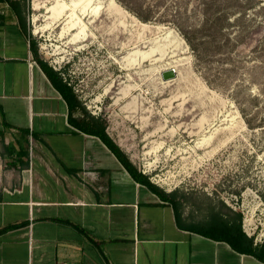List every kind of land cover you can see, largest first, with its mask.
<instances>
[{
	"label": "rangeland",
	"instance_id": "1",
	"mask_svg": "<svg viewBox=\"0 0 264 264\" xmlns=\"http://www.w3.org/2000/svg\"><path fill=\"white\" fill-rule=\"evenodd\" d=\"M64 3L69 10L58 9L61 18L53 30L36 36L35 26L46 23L45 10L34 11V0H21L38 58L65 79L87 116L103 122L141 174L175 193L182 212L203 217L216 208L229 216L230 209L259 235L264 0L59 2ZM112 4L121 11L110 10ZM96 7L103 9L96 19L82 15ZM10 11L0 1V15ZM73 23L78 25L71 35H79L69 45V36L57 35ZM170 69L176 78L165 81L162 75Z\"/></svg>",
	"mask_w": 264,
	"mask_h": 264
},
{
	"label": "crops",
	"instance_id": "2",
	"mask_svg": "<svg viewBox=\"0 0 264 264\" xmlns=\"http://www.w3.org/2000/svg\"><path fill=\"white\" fill-rule=\"evenodd\" d=\"M10 12L0 25V264H264V229L256 236L243 220L253 243L241 253L211 230L221 211L197 217L175 200L176 212L134 180L85 131L78 97L50 81Z\"/></svg>",
	"mask_w": 264,
	"mask_h": 264
},
{
	"label": "trees",
	"instance_id": "3",
	"mask_svg": "<svg viewBox=\"0 0 264 264\" xmlns=\"http://www.w3.org/2000/svg\"><path fill=\"white\" fill-rule=\"evenodd\" d=\"M3 1V0H0ZM6 3H8L17 23L20 28V30L27 34V24H26V13L28 12V9L23 7L21 4V0H4ZM3 17L0 15V25L2 24ZM29 47L30 51L38 63V65L41 67V69L44 71L46 76L50 79V81L56 86L60 87L62 85L63 79L60 77V75L55 73L51 67H48V64L37 56V45L36 43L31 39L29 40ZM52 72L54 75H52ZM55 79V80H54ZM63 86L66 87V83H63ZM70 92H73L71 87H68ZM89 117V116H88ZM85 131L88 132L91 135L97 136L100 138V140L107 146L108 149L116 156V158L120 161V163L125 167L127 172L130 174V176L138 181L141 182L143 185H145L147 188H149L151 191L155 192L161 200L167 201L168 199H171L173 202L174 208L177 212V206L174 199L175 193H169L167 195L164 191L156 187L154 184H152L148 177L141 174L135 166L129 161L127 156L120 150V148L108 137L106 133V128L103 122L94 117H89V121L87 123L83 124ZM229 212L232 213V224L230 223V216H226L221 220V223H217V225L211 226V230H217V232L223 236V240L227 241L232 247H234L239 252H250V248L252 246L253 240L252 238H247V236L242 232V214L239 212H233L229 209ZM218 214L219 212L216 211ZM237 222V223H236Z\"/></svg>",
	"mask_w": 264,
	"mask_h": 264
},
{
	"label": "bare ground",
	"instance_id": "4",
	"mask_svg": "<svg viewBox=\"0 0 264 264\" xmlns=\"http://www.w3.org/2000/svg\"><path fill=\"white\" fill-rule=\"evenodd\" d=\"M38 1V0H34V4H33V10L34 11H40L41 9H44L45 12H44V16H43V19H44V22H46L44 25H41V26H35L34 30H33V35H36V36H40V35H43L44 33H46L47 31L49 30H53L52 28V25L55 24L61 17H60V13L58 12V9L61 8L63 11H68L69 10V7L67 5H65V3L63 5L59 4V2H61V0H55L57 2V4L53 5V6H45L44 7H38V5L35 4V2ZM89 1V0H88ZM54 2V0H53ZM42 5V4H41ZM40 6V5H39ZM114 9V12H119L121 11V9L115 5V4H112L111 7H110V10H113ZM103 9L100 8V7H96L94 8L93 10H87L86 12H84L82 15H87V16H91V18H97L99 17V13L100 11H102ZM62 12V11H61ZM37 17V16H36ZM38 19L40 17H37ZM36 18V19H37ZM69 18V17H68ZM42 19V20H43ZM76 20V19H75ZM80 21H81V18H80ZM74 22V21H73ZM78 24H80L78 22ZM77 23H73L71 25H69L68 29L66 30H63L62 32H60L57 36V38L59 40L61 39H64L66 38L67 36H69L67 39V44L71 45V44H75L76 43V39L78 37L79 34L75 35V36H72L71 34L77 29ZM84 25V24H83ZM82 26V25H81ZM80 28V27H79ZM78 28V29H79ZM65 29V28H64ZM82 36V35H81ZM71 37V38H70ZM80 37V36H79ZM80 39V38H79ZM49 41V40H48ZM46 46V45H45ZM44 49V48H43ZM152 54V51H149L148 53L146 54H143L141 56V59L143 61L147 60L149 58V56H151ZM135 55V54H134ZM98 100V99H97ZM151 172V171H150Z\"/></svg>",
	"mask_w": 264,
	"mask_h": 264
},
{
	"label": "water",
	"instance_id": "5",
	"mask_svg": "<svg viewBox=\"0 0 264 264\" xmlns=\"http://www.w3.org/2000/svg\"><path fill=\"white\" fill-rule=\"evenodd\" d=\"M162 77L165 81L172 80L176 78V73L173 69H170L169 71L164 72Z\"/></svg>",
	"mask_w": 264,
	"mask_h": 264
},
{
	"label": "built area",
	"instance_id": "6",
	"mask_svg": "<svg viewBox=\"0 0 264 264\" xmlns=\"http://www.w3.org/2000/svg\"><path fill=\"white\" fill-rule=\"evenodd\" d=\"M33 64H35V62H33ZM54 69V68H53ZM54 70H56V69H54ZM64 81H65V79H64Z\"/></svg>",
	"mask_w": 264,
	"mask_h": 264
}]
</instances>
